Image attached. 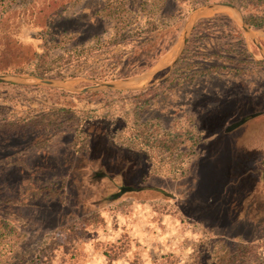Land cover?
Segmentation results:
<instances>
[{
    "label": "rangeland",
    "instance_id": "obj_1",
    "mask_svg": "<svg viewBox=\"0 0 264 264\" xmlns=\"http://www.w3.org/2000/svg\"><path fill=\"white\" fill-rule=\"evenodd\" d=\"M0 1V76L69 88L0 83V122L44 125L0 149V264H207L243 243L264 264V29L224 7L264 0Z\"/></svg>",
    "mask_w": 264,
    "mask_h": 264
},
{
    "label": "trees",
    "instance_id": "obj_2",
    "mask_svg": "<svg viewBox=\"0 0 264 264\" xmlns=\"http://www.w3.org/2000/svg\"><path fill=\"white\" fill-rule=\"evenodd\" d=\"M12 12V5H6L5 1H0V25L3 23V18L8 15L9 13ZM245 21L246 23L250 26V27H254V28H261L264 29V17L263 18H250L248 19L247 17H245ZM237 28V34L238 37L240 38L239 42L241 44V46L244 48L243 52L247 53L248 50L246 49L247 45H246V41L244 39V37L242 36L241 32L238 30ZM8 41L6 43L7 47L12 46L14 43V39L12 37H10V35H8ZM111 45V42L105 43V45H103L101 48H95L93 49V51H98L100 49H104L105 47H108ZM48 48V52H49V47ZM49 53L46 54V56L44 57L43 62L40 63V65H38L37 67V71L35 73L36 76L38 77H45L48 76L50 73L58 70V69H62L74 62H77L81 59V55H79L78 53H75L73 51H68L66 52L63 56L59 57L57 60L53 61V62H49L47 55ZM263 63V62H262ZM264 64V63H263ZM23 68L20 67L18 68L14 73L15 74H20V73H24L25 71H22ZM11 86V85H8ZM13 86V85H12ZM252 117H248L247 119H244L245 121L249 120ZM38 120V119H36ZM35 126V125H39L38 127H40V129H42L41 127H43L44 125L42 123H39V121H22V122H17V121H4V122H0V149L1 147H3V150L10 148L11 146H13V144L15 143V141H19L20 138H18V136L22 135L25 137H27V135L25 134L26 129H28L31 126ZM36 127V126H35ZM2 140V141H1ZM164 142V141H163ZM162 142V143H163ZM27 143L26 148H35V147H39V146H43L47 144V140L43 139L41 141H37L32 140V139H27L26 141H24L21 144H25ZM19 148H24V146H17ZM25 150V149H23ZM0 152H2L0 150ZM1 154V153H0ZM6 154V153H4ZM11 154L7 153V155H0V163L2 161L8 160L10 159ZM221 244V243H220ZM244 244V243H243ZM241 245L239 246L237 249H233L232 248H225L224 246L221 248V250H219L216 253H209L211 254L208 255L210 262H208L207 264H250V260H251V251L247 250V245ZM214 250V249H212ZM209 252V251H208ZM202 255L199 257L198 256V262L197 264H205L204 261L202 260Z\"/></svg>",
    "mask_w": 264,
    "mask_h": 264
},
{
    "label": "water",
    "instance_id": "obj_3",
    "mask_svg": "<svg viewBox=\"0 0 264 264\" xmlns=\"http://www.w3.org/2000/svg\"><path fill=\"white\" fill-rule=\"evenodd\" d=\"M218 6L214 5V6H210L209 8L211 9H215ZM224 7H228L234 11H236L240 17L241 20V27L242 30L244 31L245 35L250 36V30L248 29V26L241 14V12L237 9H235L234 7L228 6V5H224ZM199 13H195L194 17L196 18L197 15ZM193 17V18H194ZM192 18V19H193ZM190 23H188L185 27V31H184V37H183V42L180 45V50L178 52V54L176 55V58L174 59L172 65L174 66V64L177 62V60L181 57L184 49H185V45L187 42V38L189 35V31H190ZM252 42L258 47V49L260 50V52H263L264 49L261 47V45L254 39L251 37ZM144 76L141 77H137V78H132V80H138V79H143ZM31 80H38L39 82H30ZM131 80V79H130ZM0 83L3 84H16V85H28V86H39V85H47L53 88H58V89H62V90H69V88H67L66 86L63 85V82L61 81H55V80H48V79H44V78H37V77H28V76H19V75H7V76H0ZM128 89L127 87H124L123 84L118 83V82H98L96 86L87 89V91H96V90H126ZM79 92V91H76Z\"/></svg>",
    "mask_w": 264,
    "mask_h": 264
}]
</instances>
